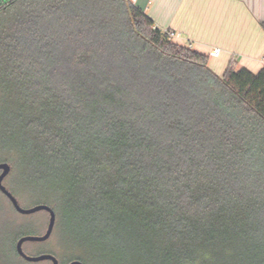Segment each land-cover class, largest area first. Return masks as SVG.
Returning a JSON list of instances; mask_svg holds the SVG:
<instances>
[{"label":"trees","instance_id":"trees-1","mask_svg":"<svg viewBox=\"0 0 264 264\" xmlns=\"http://www.w3.org/2000/svg\"><path fill=\"white\" fill-rule=\"evenodd\" d=\"M0 91L7 189L62 236L30 256L264 264V67L217 76L131 0H0Z\"/></svg>","mask_w":264,"mask_h":264},{"label":"crops","instance_id":"crops-1","mask_svg":"<svg viewBox=\"0 0 264 264\" xmlns=\"http://www.w3.org/2000/svg\"><path fill=\"white\" fill-rule=\"evenodd\" d=\"M176 44L208 57L221 77L229 65L252 73L264 67V0H131ZM219 49L218 57L210 53Z\"/></svg>","mask_w":264,"mask_h":264},{"label":"rangeland","instance_id":"rangeland-1","mask_svg":"<svg viewBox=\"0 0 264 264\" xmlns=\"http://www.w3.org/2000/svg\"><path fill=\"white\" fill-rule=\"evenodd\" d=\"M0 99H5L4 95L0 91ZM1 105V101H0ZM14 176L10 177V181L13 182ZM8 178L5 180L4 184L7 187ZM0 203L3 205V209L0 211V264H18L16 263L15 259L13 258H7L3 259V251H4V245L5 240L7 237V233L12 229V227H18L26 224H31V226L34 228V230L38 232H43L45 228V223L48 220V216L45 213H37L30 216H21L18 214H15L13 210L9 207L7 202L4 200H0ZM21 206L28 207L29 203L22 201L20 202ZM13 226H10V225ZM11 228V229H10ZM35 231V232H36ZM62 249V236H60V233H53V235L50 237L49 241L41 245V243H27L23 246V250L28 255H34L38 251H47V252H57ZM23 264H50L49 262H43V263H23Z\"/></svg>","mask_w":264,"mask_h":264},{"label":"water","instance_id":"water-1","mask_svg":"<svg viewBox=\"0 0 264 264\" xmlns=\"http://www.w3.org/2000/svg\"><path fill=\"white\" fill-rule=\"evenodd\" d=\"M11 172V166L7 163H0V193L6 197L10 202L11 206L15 212L21 216H30L37 213H46L48 215V221L46 223L43 233L39 236H24L17 240L15 244V250L18 256L27 263H43L49 262L50 264H59L56 257L49 254L30 256L26 254L23 250V246L27 243H44L48 241L52 235L55 226V213L54 211L46 205H37L32 208H23L17 201V199L8 191L4 184L5 179L9 176ZM69 264H82L78 261H73Z\"/></svg>","mask_w":264,"mask_h":264},{"label":"built area","instance_id":"built-area-1","mask_svg":"<svg viewBox=\"0 0 264 264\" xmlns=\"http://www.w3.org/2000/svg\"><path fill=\"white\" fill-rule=\"evenodd\" d=\"M163 33H166L168 34L171 39L174 37V34L171 32V31H168V30H165V31H162ZM220 54V50L219 49H214L211 53H210V56L211 57H218Z\"/></svg>","mask_w":264,"mask_h":264}]
</instances>
